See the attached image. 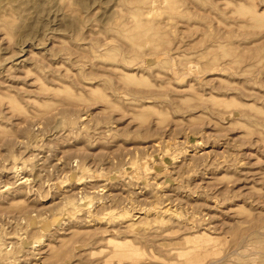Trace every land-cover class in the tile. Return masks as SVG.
<instances>
[{"label": "rangeland", "instance_id": "374dc122", "mask_svg": "<svg viewBox=\"0 0 264 264\" xmlns=\"http://www.w3.org/2000/svg\"><path fill=\"white\" fill-rule=\"evenodd\" d=\"M0 264H264V0H0Z\"/></svg>", "mask_w": 264, "mask_h": 264}]
</instances>
